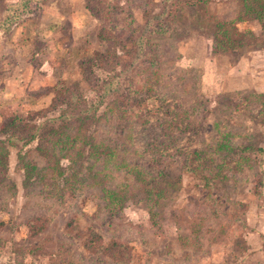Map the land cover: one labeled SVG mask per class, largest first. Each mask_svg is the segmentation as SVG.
<instances>
[{"label":"rangeland","instance_id":"1","mask_svg":"<svg viewBox=\"0 0 264 264\" xmlns=\"http://www.w3.org/2000/svg\"><path fill=\"white\" fill-rule=\"evenodd\" d=\"M13 1L0 0V12ZM168 1L36 0L24 15L48 27L52 16L41 14L59 13L53 34L66 35L54 38L57 49L40 35L6 44L8 54L20 49V67L48 62L52 72L38 85L35 71L6 68L22 87L0 108V264H124L82 248L85 235L72 229L89 226L126 242L127 264H264V97L200 91L192 63L197 46H212L214 16L227 19L236 2L193 3L144 29ZM232 27L242 32L233 42L240 57L264 50L258 20ZM206 48L207 57L226 54L220 65L236 62ZM110 51L98 65L96 53ZM116 73L126 74L120 96L86 111ZM60 79L61 92L79 96L70 105L57 97ZM161 101L165 121L151 117Z\"/></svg>","mask_w":264,"mask_h":264},{"label":"trees","instance_id":"2","mask_svg":"<svg viewBox=\"0 0 264 264\" xmlns=\"http://www.w3.org/2000/svg\"><path fill=\"white\" fill-rule=\"evenodd\" d=\"M172 0L168 1V7L164 8V10L162 11V13L159 14H152V16H150V18H148V20H146V23L144 25V29H147V27L149 26L150 21V28L151 25L159 20L162 17H172L174 14L178 13L179 11H181L184 7H190V5H192L193 3H195L196 5L198 3H203L207 0H177L175 3L171 2ZM234 2H236V4L234 7L232 8V3H231V9H230V13L228 15V18L225 19L226 17H221L219 15L214 16V20H216L215 24H214V29L211 32L212 35V46L211 49L213 52H220L219 50H223V51H228L231 54L235 55V60L237 61L240 58L239 55V50L238 47H236L233 42L235 40V36L238 37V35H242L239 30H237V28H233L232 24L235 25L236 21H240V20H248V19H256L258 20V22L260 23L262 29L264 30V0H233ZM36 0H16L13 2H9L6 3V5L4 6L3 11L0 12V30H2L4 33L9 32V30L12 28V26L18 22H20L23 18L24 15L32 13L35 9V4ZM204 13V9L202 10ZM232 13V14H231ZM203 15V14H202ZM206 16V14H205ZM204 17V16H203ZM200 17V18H203ZM103 30H112V29H103ZM114 31V30H113ZM110 33V32H109ZM108 31H106L105 33L101 34V36H105V34H109ZM108 39H111V37H109ZM109 41V40H108ZM232 41V43H231ZM264 47V46H263ZM142 51V50H141ZM139 51L138 49H136L134 52L139 53L140 55H143L144 53ZM97 57L95 59V61H98V65H101V61H104V63L108 62V59L111 58V55L113 56V54L109 52L105 53V54H100V53H96ZM145 55L147 56V54L145 53ZM133 59V57H132ZM142 57L140 59L137 60V62L139 60H141ZM131 61V60H130ZM93 63V59H88L87 61H85V64L88 66V68H90L92 66ZM139 65V64H138ZM137 67V66H135ZM158 67V66H156ZM192 67H196V66H192ZM133 68V66H132ZM155 68V67H154ZM139 69V68H137ZM130 70H128L129 72ZM140 71V69H139ZM198 71H199V80H198V86L200 87V91H202V86H201V75H202V69L200 67H198ZM123 73H116L115 76L111 75L108 78L105 79L104 82V91L99 95L98 100H96L94 103L90 104L87 107L88 112H90V110L92 109H96V107L99 106V104L103 101L104 97L106 95H108L109 93H111L112 95H118L120 96V89L119 87L116 85V80L118 79L119 75H122ZM126 75V74H123ZM145 79L141 78L142 81V86L146 87V89H152L153 87V82L152 81H143ZM65 83V81L63 80H59L56 83V90H57V97H62V99L66 102L67 105H70L73 103V101L75 102L78 99V94L75 90H73L72 88H70V90L67 92L66 89L61 92V86H63V84ZM106 87V88H105ZM68 88V87H67ZM73 88H75V86H73ZM72 89V91H71ZM247 90L252 91V93H254L253 89H249V88H244V89H240V90H233V91H229L232 92L234 95V98L236 100L238 99H243V93ZM228 91L225 92H221V93H226ZM259 97L263 96L264 97V92H261V94ZM118 96H116V98H118ZM159 98L161 100H164V95L160 94ZM55 101L58 98H54ZM264 102V99L262 100ZM164 103H162V101L159 103V105H157L156 109H151V117L153 115H157L161 120L165 121V116H164V111H165V107H164ZM113 112V110H110L108 113ZM161 115H160V114ZM62 117H66L68 115H66V113H63L61 115ZM124 120H122L123 122ZM167 124V123H166ZM226 137H224L225 139ZM219 145H222V143H220ZM237 145L234 144V148ZM231 147L233 148V146L231 145ZM243 150L249 151L251 150V147L247 146L245 148H243ZM195 154L197 153V150L194 151ZM244 158L246 159V156H244ZM27 167V166H26ZM27 169V168H26ZM163 188H160L159 191H162ZM152 213H154L152 211ZM72 231H74L77 235V237L79 235H85L84 240L82 241V248H84L85 250H87L89 253H93V254H99L101 256H105V257H110L112 260L114 261H119L121 263L127 264L130 261V256L133 255L132 253V249L129 245H127L126 242L123 241H119L113 238H109L104 240L103 236L95 231L92 227H87V229H82V228H73Z\"/></svg>","mask_w":264,"mask_h":264},{"label":"crops","instance_id":"3","mask_svg":"<svg viewBox=\"0 0 264 264\" xmlns=\"http://www.w3.org/2000/svg\"><path fill=\"white\" fill-rule=\"evenodd\" d=\"M48 11L50 10L48 9ZM49 15L52 17H50ZM49 17L53 19V23L48 27H46V24H40L37 26L38 22L35 24L31 23V21L34 20V15L32 14L31 16H28V18L26 17L27 19H22L20 22L14 24L9 32L2 34L3 31L0 30V62H2V67L3 65L6 66L5 71H1L2 76H0V108L4 103L9 102L7 99L9 98L8 96H12V98L16 97L18 90L22 87L21 83L19 82L21 81L20 74L16 76L17 80H13V78H10V76L6 77L5 73L7 72L9 66H11L13 71L16 72L22 71V69L30 72L35 71L37 75H35L36 77L34 75L33 76L37 81L35 82L34 78L31 81L37 84L39 83L38 85H40L41 83H45L48 81V79H50L49 75L52 72V67L48 62H43V64L36 67L33 66L32 63L27 62L26 64H23V67H20V49L17 48L18 50L13 51L12 54H8L6 50V44H9L10 42H14V45L17 47V45L21 46L22 43L26 44L28 38L34 39L39 35L40 38L42 36L45 38L46 43L51 42V44L54 46V38L57 37L58 39H61L64 38L63 35L66 34H53L55 33L54 25L62 22L63 17L59 13L53 11L46 12L45 14H41V21L46 20L45 22L48 23V21L50 20ZM32 34L34 36H32ZM21 35H26V37L24 38L25 40L21 38ZM202 36L205 37L204 35H201L200 39L202 38ZM205 38L207 39V37ZM208 39L211 40L210 37H208ZM202 44L203 46L200 44L202 47L197 46V48L195 49V56L193 57L192 63L193 65H196L197 67H200L202 69L201 88L203 92L220 93L225 91L240 90L244 88L253 89L258 92H264V86H262L264 85V83L261 81L263 80L262 76L264 74H260L259 77L258 75L254 74V72L260 70V67L264 66V50L254 51V53L250 54L248 57H240V59H238L236 62H233L231 64V62L229 61L230 65H227L226 63L223 66L220 65V62L221 60L226 58V54L219 56L209 55V57H207L208 49L206 47L209 48L210 54L211 43H207L208 46L206 45V42ZM55 47L56 46H54V49H57ZM34 51L35 50H33L32 52ZM259 63L262 66L259 67ZM246 79L248 80L247 82ZM7 80H9L8 85H4Z\"/></svg>","mask_w":264,"mask_h":264}]
</instances>
